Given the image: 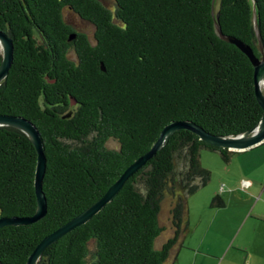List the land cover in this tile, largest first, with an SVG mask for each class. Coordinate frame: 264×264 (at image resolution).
<instances>
[{
  "label": "trees",
  "instance_id": "16d2710c",
  "mask_svg": "<svg viewBox=\"0 0 264 264\" xmlns=\"http://www.w3.org/2000/svg\"><path fill=\"white\" fill-rule=\"evenodd\" d=\"M114 1L111 10L99 0H0V30L14 43L0 114L25 117L40 130L48 202L39 222L0 229L3 264H27L46 236L97 202L168 124L192 121L214 135L238 136L262 117L254 67L217 36L212 10L219 6L224 34L260 57L253 8L264 42V0ZM65 11L92 24L93 38L69 25ZM110 140L119 148H109ZM203 149L230 161L228 149L188 130L174 133L40 264H172L189 232L188 198L211 180ZM36 166L32 142L0 127V217L35 214Z\"/></svg>",
  "mask_w": 264,
  "mask_h": 264
},
{
  "label": "water",
  "instance_id": "95a60500",
  "mask_svg": "<svg viewBox=\"0 0 264 264\" xmlns=\"http://www.w3.org/2000/svg\"><path fill=\"white\" fill-rule=\"evenodd\" d=\"M213 17L215 19V32L217 36L239 48L250 59L254 67L255 96L260 105L263 114L257 125L238 136H219L207 132L203 127L192 121H175L164 127L159 138L152 148L135 160L120 176V178L107 190V192L92 206L87 208L81 214L77 215L69 222L58 228L53 233L46 236L34 249L29 256L27 264H40L44 252L62 237L74 229L88 223L95 215L109 204L113 198L123 188L125 183L134 176L143 166L147 164L161 149L169 142L171 136L180 130H188L199 137L206 144L218 148L228 149L232 152L246 151L264 144V42L261 36L258 16L255 7L253 8V27L257 37L260 57H258L253 48L234 36L223 33L219 22V6L213 8ZM75 38V35L70 37ZM0 44L2 48L0 63V86L9 75L10 68L14 61V43L12 38L4 31L0 30ZM102 69L105 68L102 66ZM74 103V102H73ZM70 116V114L68 115ZM0 127L12 128L23 133L34 145L37 151V166L35 173V194L37 199L36 212L31 217H0V229L6 226H26L42 220L48 212V202L43 190V183L47 169V158L42 135L38 127L29 119L22 116L2 115L0 114ZM0 264H3L0 261Z\"/></svg>",
  "mask_w": 264,
  "mask_h": 264
},
{
  "label": "crops",
  "instance_id": "0c3cea01",
  "mask_svg": "<svg viewBox=\"0 0 264 264\" xmlns=\"http://www.w3.org/2000/svg\"><path fill=\"white\" fill-rule=\"evenodd\" d=\"M248 185L254 191L240 192L241 197L234 196L235 190L228 194H216L217 190L213 194H207L202 191V187L189 196V232L172 264H264V199L262 196L256 197L261 191L257 185ZM213 197L216 198L210 203ZM231 205L243 208L239 213L234 209L237 215L241 213L238 217H234L233 212L228 215L219 211ZM258 205H261L259 210ZM213 207H218L219 210L210 212ZM210 213L218 221L226 217L231 221V232L228 235L212 233Z\"/></svg>",
  "mask_w": 264,
  "mask_h": 264
},
{
  "label": "rangeland",
  "instance_id": "374dc122",
  "mask_svg": "<svg viewBox=\"0 0 264 264\" xmlns=\"http://www.w3.org/2000/svg\"><path fill=\"white\" fill-rule=\"evenodd\" d=\"M104 6L107 8L114 10L115 1L114 0H99ZM65 21L74 27V29L78 32L85 33L93 38L94 34V26L86 21H83L77 16L75 13L70 11H65L64 13ZM2 52V48L0 46V53ZM72 58L74 54L71 53ZM107 146L111 149H118L119 144L115 140H110L107 143ZM201 163L203 168L208 169L211 172V180L201 189L207 194H213L216 190L218 191L216 194L221 193H229L230 191L235 190V197H241L242 193H251L253 188L249 185L245 186V183L255 184L261 191H259L256 197L262 196L264 199V144L257 146L248 151H241L232 153L230 155V161L227 162L223 159L221 153L217 151H211L208 149H203L201 151ZM250 188V189H249ZM254 191V190H253ZM214 198L210 201L213 202ZM210 207V206H209ZM261 208V205H258V210ZM239 213L243 208H234V205L228 207L227 209H218L213 207L210 208V212L213 211H222L225 214L232 213L234 217H238L235 210ZM168 209L167 206L164 207L161 215V221L163 225H168ZM209 221L213 225L212 233L213 234H221L228 235L230 230V222L228 218H223L221 220L215 219L213 213L209 214ZM232 229V228H231ZM234 233V230L232 229ZM245 254L244 252H241Z\"/></svg>",
  "mask_w": 264,
  "mask_h": 264
},
{
  "label": "built area",
  "instance_id": "2783aa9c",
  "mask_svg": "<svg viewBox=\"0 0 264 264\" xmlns=\"http://www.w3.org/2000/svg\"><path fill=\"white\" fill-rule=\"evenodd\" d=\"M246 185L245 186H247L248 185V183H245Z\"/></svg>",
  "mask_w": 264,
  "mask_h": 264
},
{
  "label": "bare ground",
  "instance_id": "6f19581e",
  "mask_svg": "<svg viewBox=\"0 0 264 264\" xmlns=\"http://www.w3.org/2000/svg\"><path fill=\"white\" fill-rule=\"evenodd\" d=\"M0 46H1V44H0Z\"/></svg>",
  "mask_w": 264,
  "mask_h": 264
}]
</instances>
